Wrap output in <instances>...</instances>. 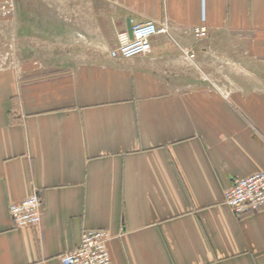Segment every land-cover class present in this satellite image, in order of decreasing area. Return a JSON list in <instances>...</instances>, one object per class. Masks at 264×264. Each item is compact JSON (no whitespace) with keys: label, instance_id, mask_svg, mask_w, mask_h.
Masks as SVG:
<instances>
[{"label":"crops","instance_id":"1","mask_svg":"<svg viewBox=\"0 0 264 264\" xmlns=\"http://www.w3.org/2000/svg\"><path fill=\"white\" fill-rule=\"evenodd\" d=\"M47 2L43 42L0 68V264H62L87 228L112 264H264V206L223 199L264 171V0ZM151 19L150 52L111 55ZM31 194L41 222L17 227Z\"/></svg>","mask_w":264,"mask_h":264},{"label":"built area","instance_id":"2","mask_svg":"<svg viewBox=\"0 0 264 264\" xmlns=\"http://www.w3.org/2000/svg\"><path fill=\"white\" fill-rule=\"evenodd\" d=\"M168 27L159 26L155 20H147L133 25V37L129 32L120 31L117 47L111 51L115 58H133L146 54L152 49V37L167 32ZM198 36H206L205 26L196 28ZM185 56L194 59L192 52ZM224 201L237 215L259 210L264 206V171L251 172L246 177L236 179L225 191ZM10 214L17 227L37 226L42 219L41 200L37 194H31L10 206ZM77 247L64 254L62 264H112L108 242L112 235L103 228H87Z\"/></svg>","mask_w":264,"mask_h":264},{"label":"rangeland","instance_id":"3","mask_svg":"<svg viewBox=\"0 0 264 264\" xmlns=\"http://www.w3.org/2000/svg\"><path fill=\"white\" fill-rule=\"evenodd\" d=\"M47 7V0H0V68L12 67L20 70L19 61L32 57V43L43 42L38 38L40 34L33 37V34H38V29L35 32L33 26L39 24L34 19L33 12L47 10ZM27 11L29 14H26ZM46 28L43 30H47ZM45 37L48 35H41L42 39Z\"/></svg>","mask_w":264,"mask_h":264},{"label":"water","instance_id":"4","mask_svg":"<svg viewBox=\"0 0 264 264\" xmlns=\"http://www.w3.org/2000/svg\"><path fill=\"white\" fill-rule=\"evenodd\" d=\"M133 25H132V23H130L129 22V24H128V30H127V32H129V34H130V37H133Z\"/></svg>","mask_w":264,"mask_h":264}]
</instances>
